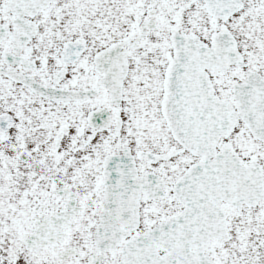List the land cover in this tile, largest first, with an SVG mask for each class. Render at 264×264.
<instances>
[{"label": "snow or ice", "instance_id": "6c2138e0", "mask_svg": "<svg viewBox=\"0 0 264 264\" xmlns=\"http://www.w3.org/2000/svg\"><path fill=\"white\" fill-rule=\"evenodd\" d=\"M0 264H264V0H0Z\"/></svg>", "mask_w": 264, "mask_h": 264}]
</instances>
